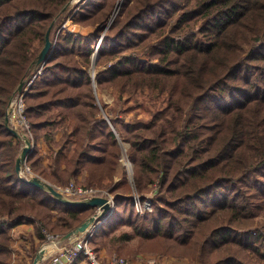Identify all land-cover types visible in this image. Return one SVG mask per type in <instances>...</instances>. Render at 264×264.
<instances>
[{"label":"trees","instance_id":"obj_1","mask_svg":"<svg viewBox=\"0 0 264 264\" xmlns=\"http://www.w3.org/2000/svg\"><path fill=\"white\" fill-rule=\"evenodd\" d=\"M69 1L0 0V264H11V228L32 222L41 244L96 212L28 183L16 169L24 141L6 124ZM70 16L94 31L62 28ZM51 38L43 74L25 95L31 129L18 130L35 140L27 161L34 174L114 195L95 250L264 264V0H86L57 18ZM108 88L120 91L114 105L97 96ZM145 89L165 93L167 104L127 122L122 96ZM121 140L130 144L133 181L115 180ZM146 201L152 208L141 213Z\"/></svg>","mask_w":264,"mask_h":264},{"label":"built area","instance_id":"obj_2","mask_svg":"<svg viewBox=\"0 0 264 264\" xmlns=\"http://www.w3.org/2000/svg\"><path fill=\"white\" fill-rule=\"evenodd\" d=\"M67 23L68 22H66L63 25V28L67 27ZM69 32H75V31L69 29ZM75 33L79 34L77 32ZM98 49H99V45L96 48V52L98 51ZM44 65L45 63H42L40 67L35 71V73L25 81L22 91L21 92L16 91V93L13 96V99L9 106L8 115L10 116L11 123H13L12 126L15 128H19L14 122L16 111H18L19 112L18 114L21 117V119L18 118V120H21L28 130L31 129L29 121L27 117L24 115V109L26 108L25 95L29 91V89L35 84L36 80L43 74ZM16 123L18 124V121H16ZM127 164L128 166L130 165L132 166L131 161L127 162ZM25 166L28 169V171H30V166H28L27 164H25ZM23 175L27 177L25 173H23ZM61 190L66 195L78 199L88 198L95 195H101L107 197L111 204V209L108 211L107 215L92 223L86 231L78 235H75L67 240L62 241L61 245L57 246L56 251L52 253L50 252V254H47L49 250L45 251L44 259L40 264H42L46 259L50 257L52 258V262L55 264H69L80 258H85L90 262V264H131L130 261H128L125 257H121V256H115L110 260H103L100 257L99 253L95 250L94 246L92 245V239L95 233L100 229V227L104 224V222L115 211L116 203L114 200V195L105 189L97 188L94 186L81 185L76 182H71L66 187L61 188ZM151 208L152 205L150 201L149 202L146 201L144 205L141 204L139 205V211L141 213H144L147 209H151ZM100 211H101L100 208L96 209V215L99 214ZM54 243L55 245H57V242Z\"/></svg>","mask_w":264,"mask_h":264},{"label":"rangeland","instance_id":"obj_3","mask_svg":"<svg viewBox=\"0 0 264 264\" xmlns=\"http://www.w3.org/2000/svg\"><path fill=\"white\" fill-rule=\"evenodd\" d=\"M70 1H72V5L68 9H70L72 12L74 11V13H75V12L78 11V9L81 7V5L83 3H85L86 0H70ZM116 13L114 15H116ZM66 22H68L67 23V27L64 28V29H67V30H69V29L71 30L72 29V31H75V32H77L79 34L82 33V32H80V30H77L78 28L76 26H78L80 28L82 27V28H88V29L92 28V27H83V26H81L79 24L73 23V20H72V17L71 16L68 17V19H67ZM62 28H63V26H62ZM88 31H90V30H88ZM90 33L91 32H89V33H83L82 35H89ZM101 41H102V39H100V42ZM52 52H53V50H52ZM98 69H97L96 63H94L92 65V67H91V74H92L93 71L97 74ZM119 92L120 91L118 90V88H108V89H104V90H101L99 93H97V91H96V93L98 94L97 95L98 98L99 99H102L104 102H106L107 105H114L116 103V101H118V98H119V95H120ZM122 97H124V101H123L124 104H122V106H124V107H131V110L128 113H126L127 116H125V120L127 122L147 121V120L150 119V117L152 116V114L155 111H157L158 109L164 107L167 104V95L165 93L163 94V93H160L157 90H153V89H145L143 91H140L138 94H136L134 96H131L130 98H128V95L127 94H124V96H122ZM126 97L128 98V100H126ZM12 99H11V101H12ZM11 101H10V103H11ZM9 106H10V104H9ZM9 106H8V110H9ZM18 113L19 112L16 111V116L14 117V122L17 125V127L21 128V130H23V128L25 127V125H24V123L21 120H18V118L21 119V117H20V115ZM16 121H18V124L16 123ZM11 125H13V123H11ZM55 134H56V138L59 139L61 137V135H62V132L61 131H56ZM32 140H33V143L35 145V140L33 138H32ZM40 144H41V147L42 146H45L46 147V150H45V147L42 149V151H43L42 153L43 154H46L47 153L46 151H49L48 145L46 144V142L44 140H41V143ZM121 146H122V150H121V160H120V163H119V166H118L117 170L118 169H121L124 172V177L127 176L130 179V181H133V178H131V177H133V172H132L133 171V164H132V166L131 165L128 166V164H127V162L130 161L129 160L130 158H128V156H129L128 155V149H129L130 144L128 142H125V141L121 140ZM26 164H27V162H26ZM129 167H131V168H129ZM130 169H131V171H130ZM23 173H25V175L27 176V178H29V177H31L33 175H37V174H34L31 171V169H30V171H28V169L26 168L25 165H24V168H23ZM103 174H105V173L103 172ZM86 176H87V173H86ZM86 176H85V178H86ZM95 176H96V178H102L103 177L102 173L99 172V171H96L95 172ZM106 178H108V177H106ZM78 184L85 185L82 182H80ZM53 185L55 187H57L60 191H62L61 188L66 187V186H59V185H55V184H53ZM94 187L104 189L103 187H99V186H94ZM105 190H107V189H105ZM147 202H149V201H147ZM115 208H116V206H115ZM96 209H97V207H96ZM126 230H127V228H126ZM118 232H120V231H118ZM11 234H12V244H13V250H14V248L15 249L17 248V245H16L17 243L14 240L15 238H13L12 231H11ZM26 237H27V235L25 236V234H24V237L20 241L21 244H19V245H21V246L26 245L27 246L28 241H27ZM28 237H29V235H28ZM134 241L135 240L129 241V243H130L131 246L134 245V243H135ZM54 242H57V245L59 244V246H60L62 240L61 239H53L50 242L43 243L40 246V248H38V251H37V249H35V247H34V249L37 251V253L42 248H45V251H48V250L50 251L51 246H55V243ZM47 246H50L49 249H46ZM131 246H129V247H131ZM34 249H33V253L35 252ZM152 255H154V254H152ZM15 257L16 256L12 252V254H11L10 258H9V261H10L11 264H14L15 263V262L12 263V260H14ZM121 257H125L128 261H130L128 259L129 258L128 255L123 254V255H121ZM165 257H172V256H165ZM173 258L186 259V260L190 261L191 263L201 264L198 261H192V259H190V258H184V257H173Z\"/></svg>","mask_w":264,"mask_h":264},{"label":"water","instance_id":"obj_4","mask_svg":"<svg viewBox=\"0 0 264 264\" xmlns=\"http://www.w3.org/2000/svg\"><path fill=\"white\" fill-rule=\"evenodd\" d=\"M72 5V1H70L60 12V14L58 15V17L64 13L66 10H68V8ZM55 19V21L51 24V26L49 27L47 33H46V40H45V45L43 47V49L41 50L40 54L38 55L37 59L33 61V63L31 64V67L42 64V63H46L51 55V52L53 50L54 47V42L51 38V33H52V29L53 26L57 20V18ZM95 76L96 73L93 71L92 72V77L95 80ZM25 79H23L21 81V83L18 86L17 91L21 92L23 89V86L25 84ZM97 86V84L95 83V87ZM6 124L7 126L15 133V135L19 138H21L24 141V145L22 147V151L20 153V155L17 158V162H16V169L17 171L20 173V175L26 179V181L32 185L38 186L48 192H50L51 194H53L59 201L65 203V204H69V205H79V206H93V207H97L100 208V213L96 215V212L91 215L88 219H86L82 224H80L78 227H76L73 231H71L70 233H68L66 236H64L61 240H66L69 239L75 235H78L84 231H86L89 226L94 223L95 221H97L98 219L104 217L105 215H107L108 211L111 209V204L109 202V199L107 197L101 196V195H95L92 197H88V198H72L68 195H66L65 193H63L62 191H60L57 187H55L51 182H49L48 180L40 177L39 175H33L29 178L25 177L23 175V168L24 165L26 164V162L28 161V157L31 154V152L34 149V143L32 140V137H30L28 134L26 133H22L21 131H19L17 128L11 126V121H10V116L7 115L6 118ZM133 172V171H132ZM133 178V177H131ZM44 255H45V248H42L36 255V259L34 264H40L43 259H44Z\"/></svg>","mask_w":264,"mask_h":264},{"label":"crops","instance_id":"obj_5","mask_svg":"<svg viewBox=\"0 0 264 264\" xmlns=\"http://www.w3.org/2000/svg\"><path fill=\"white\" fill-rule=\"evenodd\" d=\"M76 27L78 28L77 30H80V32H82V34L93 32L94 30L93 28L88 29V28H82V27L80 28L78 26ZM44 147L45 146H42V149ZM45 150H46V147H45ZM46 152L47 153L44 155L47 161L48 151ZM86 173L87 172L80 174L79 179L81 181H84ZM123 177H124V172L121 169L116 170L115 180L119 181ZM11 231L13 233V238H15L14 240L17 243L16 244L17 248L16 249L14 248L13 250V254L16 257L14 258V260H12V263L15 262L14 264H34L38 248H40V246L43 244V243L40 244V239L37 237L34 224L30 221H26L16 227L11 228ZM24 234L25 236L27 235L26 237L28 241L27 246L19 245L21 244L20 241L24 237ZM58 245L51 246L52 249H50V251L47 254H50V252L52 253L56 251V248ZM34 247L35 249H37V251L34 249ZM49 247L50 246H47L46 249H49ZM33 249L35 251L34 253H33ZM98 253L103 260H110L111 258L115 257L114 253H112L108 247L101 248V250ZM129 260L131 264H198V263H191L190 261L186 259H177L173 257H165V256L152 255V254H140L137 257H131ZM42 264H55V263L52 262V258L50 257L46 259ZM69 264H90V262L86 260L85 258H80Z\"/></svg>","mask_w":264,"mask_h":264},{"label":"bare ground","instance_id":"obj_6","mask_svg":"<svg viewBox=\"0 0 264 264\" xmlns=\"http://www.w3.org/2000/svg\"><path fill=\"white\" fill-rule=\"evenodd\" d=\"M106 222V221H105Z\"/></svg>","mask_w":264,"mask_h":264}]
</instances>
